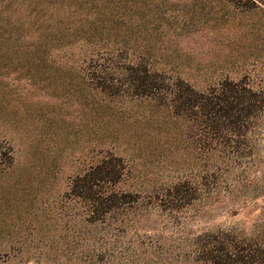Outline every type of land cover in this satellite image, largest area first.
I'll return each instance as SVG.
<instances>
[{"label":"trees","instance_id":"trees-1","mask_svg":"<svg viewBox=\"0 0 264 264\" xmlns=\"http://www.w3.org/2000/svg\"><path fill=\"white\" fill-rule=\"evenodd\" d=\"M185 8L264 13V0H0L2 120L15 121L8 109L23 105L34 86L49 82L74 93L88 91L89 110L96 117V160L71 179L66 193L80 210L72 264H112L113 238L129 227V218L146 193V198H155L171 212L210 208L234 194L235 170L244 174L255 165L264 124L262 92L253 90L244 78L227 77L198 90L151 67L147 53L156 44L162 50L179 49L202 34L200 26L180 28L174 21L183 14L173 10ZM85 97L79 98L84 107ZM133 128L144 133L142 144L155 131L157 139L173 149L196 150L203 161L202 186L185 179L157 195V190L121 189L129 170L116 151L122 142L134 146L130 145L136 134ZM0 142L8 152L14 150L1 130ZM251 191L253 197L246 200L261 197L262 205L249 229L190 228L179 261L264 264V195ZM185 221L187 227L190 222ZM11 252V246L0 248V258Z\"/></svg>","mask_w":264,"mask_h":264},{"label":"rangeland","instance_id":"rangeland-1","mask_svg":"<svg viewBox=\"0 0 264 264\" xmlns=\"http://www.w3.org/2000/svg\"><path fill=\"white\" fill-rule=\"evenodd\" d=\"M173 11L183 14L174 20L180 28L183 24L200 26L202 34L179 49L162 50L156 44L147 53L152 68L180 77L198 90L220 78H244L253 90L264 94L262 10L245 14L234 12V8ZM69 90L54 82L34 86L27 102L8 109L15 121L8 124L9 117L2 120L0 115L2 135L14 147L8 152L0 142V248L12 247L0 264H72L77 252L80 210L66 193L71 179L96 160V117L89 110L88 91ZM83 95L85 107L79 99ZM133 130L136 134L130 145L134 146L122 142L116 151L129 170L121 189L157 190V195L185 179L202 186L203 161L196 150L173 149L157 139L155 131L151 140L142 144L140 135L144 133ZM259 137L255 165L244 174L235 170L234 194L223 196L210 208L171 212L155 198H146L148 193L141 196L129 227L113 238L112 264H185L178 256L190 228L249 229L259 216L262 199H246L253 197L251 190L264 195V124ZM10 161L14 166L9 167ZM243 204L244 209L234 214ZM186 219L190 224L184 227Z\"/></svg>","mask_w":264,"mask_h":264}]
</instances>
